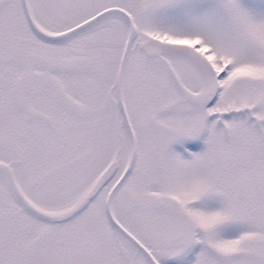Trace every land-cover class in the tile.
Segmentation results:
<instances>
[{
    "label": "snow or ice",
    "instance_id": "snow-or-ice-1",
    "mask_svg": "<svg viewBox=\"0 0 264 264\" xmlns=\"http://www.w3.org/2000/svg\"><path fill=\"white\" fill-rule=\"evenodd\" d=\"M0 264H264V0H0Z\"/></svg>",
    "mask_w": 264,
    "mask_h": 264
}]
</instances>
